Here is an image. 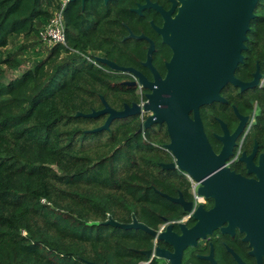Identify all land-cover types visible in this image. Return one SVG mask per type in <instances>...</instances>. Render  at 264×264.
I'll list each match as a JSON object with an SVG mask.
<instances>
[{
  "label": "trees",
  "instance_id": "trees-1",
  "mask_svg": "<svg viewBox=\"0 0 264 264\" xmlns=\"http://www.w3.org/2000/svg\"><path fill=\"white\" fill-rule=\"evenodd\" d=\"M60 1L0 0V65L19 70L6 78L0 69V264L109 261L122 251L108 245L107 215L125 223L143 212V220L155 222L153 210L165 201L133 183L184 191L181 176L159 167L169 160L165 126L142 128L139 115L129 114L95 130L105 114H76L101 109L100 96L115 110L138 100L116 73L93 60L120 62L122 30L109 3L87 0L81 7L67 0L64 44L48 46L44 57L35 50L38 58L25 69L12 51L2 52L13 36H37ZM253 13L245 52L262 53L264 0Z\"/></svg>",
  "mask_w": 264,
  "mask_h": 264
},
{
  "label": "flooded vegetation",
  "instance_id": "flooded-vegetation-1",
  "mask_svg": "<svg viewBox=\"0 0 264 264\" xmlns=\"http://www.w3.org/2000/svg\"><path fill=\"white\" fill-rule=\"evenodd\" d=\"M147 1L163 11L172 6L171 0H111L107 3L115 8L123 41L116 54L120 62H112L151 81L153 71L161 78L165 75V63L170 59L171 50L162 42L159 31L163 17L153 7L145 6ZM174 1L169 17H173L179 6V2ZM246 40L242 59L234 67L232 78L250 85L241 88L227 81L218 91L221 100L198 107L201 129L212 154L219 157V165L202 179L195 180L175 165L162 168L159 163L160 168L174 170L185 180L183 193L177 186L172 187L175 192L172 194L156 190L151 183H130L138 188L150 187L165 200L159 210H153L148 208L145 199H135L143 203L144 208L153 210L158 219L155 222L143 220L141 212L139 218L130 214V221L123 223L107 215V220L118 224L134 220L150 232L106 224L110 227L107 230L109 247H118L122 253L97 264H264V52H245ZM147 57L149 64L145 66ZM133 71L111 72L138 98L130 103L140 104L148 90L137 83ZM146 114L138 113L141 121ZM188 116L192 117V110L188 111ZM141 127L144 128L142 123ZM164 150L169 156L165 163H173L171 153ZM208 178L217 179L215 184L210 181L209 186L217 187L218 197L197 192L200 181ZM178 194L187 203L185 209L167 198H176ZM113 227L122 229V233Z\"/></svg>",
  "mask_w": 264,
  "mask_h": 264
},
{
  "label": "water",
  "instance_id": "water-1",
  "mask_svg": "<svg viewBox=\"0 0 264 264\" xmlns=\"http://www.w3.org/2000/svg\"><path fill=\"white\" fill-rule=\"evenodd\" d=\"M78 1L82 7L87 0ZM101 1L106 4L111 0ZM177 1L179 6L173 17H169V13L175 4L174 0H171L172 6L167 11L148 1L145 4L161 13L163 25L159 31L162 42L171 50L170 59L165 63L166 73L162 78L153 71L152 80L147 81L130 68L119 66L104 57L93 56L95 62L111 71H133L137 83L148 90L144 101L140 104H124L122 109L115 110L100 96L101 109L76 114L86 117L105 114L103 123L95 129L99 130L106 129L114 118L138 114L141 111L147 113L142 126L163 123L169 139L164 147L171 153L173 163H161L160 166L173 168L175 165L193 179L200 180L218 166L220 161L219 157L212 154L203 134L198 107L212 100H221L218 91L227 81L241 88L250 85L234 80L232 72L242 59L245 34L254 16L257 0ZM148 58L143 65L149 64ZM189 110H192V117L188 116ZM210 181L215 184L217 179L201 180L197 192L204 196L218 197V189L214 185L209 186ZM167 198L184 209L187 206L180 194L176 198ZM106 223L123 229L140 228L150 232L134 220L129 224H118L109 219Z\"/></svg>",
  "mask_w": 264,
  "mask_h": 264
},
{
  "label": "rangeland",
  "instance_id": "rangeland-1",
  "mask_svg": "<svg viewBox=\"0 0 264 264\" xmlns=\"http://www.w3.org/2000/svg\"><path fill=\"white\" fill-rule=\"evenodd\" d=\"M47 49L48 46L42 45L38 41L37 36H13L8 40V44L2 49V52L6 53L7 51H12L15 56L23 61L20 69H25L31 65L35 58H38L37 55L33 54L35 50H39V52H41L40 57H44L46 55ZM77 59L81 60V57ZM48 68L49 67L47 66L46 70H48ZM0 69L6 71V78L15 76L19 73V70H7L4 65H0Z\"/></svg>",
  "mask_w": 264,
  "mask_h": 264
},
{
  "label": "built area",
  "instance_id": "built-area-1",
  "mask_svg": "<svg viewBox=\"0 0 264 264\" xmlns=\"http://www.w3.org/2000/svg\"><path fill=\"white\" fill-rule=\"evenodd\" d=\"M67 0H61L59 6L52 11L47 22L42 26L37 34L38 41L45 46L53 44H64L65 37L63 31L62 10ZM94 64L95 62L92 61Z\"/></svg>",
  "mask_w": 264,
  "mask_h": 264
}]
</instances>
